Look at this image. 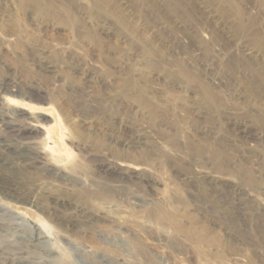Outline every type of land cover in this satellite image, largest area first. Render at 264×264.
<instances>
[{"label":"rangeland","instance_id":"obj_1","mask_svg":"<svg viewBox=\"0 0 264 264\" xmlns=\"http://www.w3.org/2000/svg\"><path fill=\"white\" fill-rule=\"evenodd\" d=\"M0 264H264V0H0Z\"/></svg>","mask_w":264,"mask_h":264},{"label":"bare ground","instance_id":"obj_2","mask_svg":"<svg viewBox=\"0 0 264 264\" xmlns=\"http://www.w3.org/2000/svg\"><path fill=\"white\" fill-rule=\"evenodd\" d=\"M16 100H13L12 98L11 99L6 98V100L4 101H6L9 105H13L15 107H17V105L19 107H24V108L28 107L27 105L21 103L20 101H16ZM22 110H25V109H22ZM43 111L51 114L52 118H50L51 120L50 123L39 126V129L41 130V136H42L41 142L43 146V151H47V150L51 151L56 147L57 145L55 144L56 141L62 142V139L60 137L61 135L60 121L54 115V110L52 108L43 109ZM51 142H52V145L54 146H50Z\"/></svg>","mask_w":264,"mask_h":264}]
</instances>
